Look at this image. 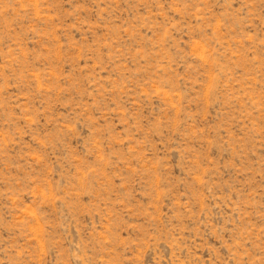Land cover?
Here are the masks:
<instances>
[{"label": "rangeland", "instance_id": "obj_1", "mask_svg": "<svg viewBox=\"0 0 264 264\" xmlns=\"http://www.w3.org/2000/svg\"><path fill=\"white\" fill-rule=\"evenodd\" d=\"M0 264H264V0H0Z\"/></svg>", "mask_w": 264, "mask_h": 264}]
</instances>
